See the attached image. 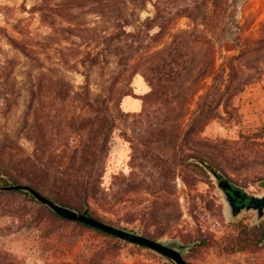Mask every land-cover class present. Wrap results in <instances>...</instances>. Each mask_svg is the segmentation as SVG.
Returning <instances> with one entry per match:
<instances>
[{
  "label": "trees",
  "instance_id": "1",
  "mask_svg": "<svg viewBox=\"0 0 264 264\" xmlns=\"http://www.w3.org/2000/svg\"><path fill=\"white\" fill-rule=\"evenodd\" d=\"M144 1L153 4V16L139 18L135 26L116 21L100 47L81 57L79 64L86 69L81 72L85 80L75 95L84 102L88 112L86 116L72 115L64 119L70 138L61 149L53 147L54 139L39 119L27 132V139L35 147L33 153L14 137L7 135L0 142V185H30L58 204L79 211L87 209L88 215L127 229L131 228L124 223L133 224L134 215L109 219L101 215L99 203L115 206L132 192L149 194L153 198L142 211V218L151 221L148 226H154V231L143 232L142 225L139 227L144 235L159 240L169 235L181 218L176 199L178 177H182L189 188H194L202 175L212 170L228 177L222 165H264V125L241 132L235 140L205 135L212 122L225 117L241 123L236 99L250 85L264 78V23L263 35L255 38L239 35L240 27L236 24L230 31L232 41L221 49L202 36L196 25H210L215 14L224 9L226 0H205L201 5L180 6L173 16H169L165 8L170 0ZM74 6L71 0L67 5H39L38 10L43 20L53 26L56 24L53 16L72 19ZM183 17L188 18L193 27L176 35L165 50L140 63L136 73L144 78L150 91L141 97V111L125 112L121 102L125 96L132 95V90L127 88L119 92L118 88L132 61L138 54L161 44L172 24ZM196 42L202 44L200 48L194 46ZM21 50L29 56L27 50ZM224 51L228 55L219 65V56ZM112 58L118 59L122 69L104 86L102 94L95 96L88 69L110 64ZM78 65H74L75 68ZM13 70V61L0 59V106L4 117L19 106L22 97V88L13 77ZM52 92L55 99L61 101L73 96L71 85L64 81L53 83ZM122 120L130 130L138 132L137 135L123 132V137L131 144L132 172L116 175L107 191L102 186L104 165L113 134L120 130ZM52 217L94 230L114 241L116 246L133 244L65 219L37 201L31 193L3 191L0 192V264H25L3 246L2 240L24 227L43 228L52 222ZM46 230L47 235L50 228ZM180 239L183 246L193 251L207 243L205 239ZM111 247L114 246L95 252L88 264H108ZM184 259L190 264L187 257Z\"/></svg>",
  "mask_w": 264,
  "mask_h": 264
},
{
  "label": "rangeland",
  "instance_id": "2",
  "mask_svg": "<svg viewBox=\"0 0 264 264\" xmlns=\"http://www.w3.org/2000/svg\"><path fill=\"white\" fill-rule=\"evenodd\" d=\"M203 1L170 0L166 2L165 8L167 14L173 16L180 6L201 5ZM70 2L0 0V59L14 62L13 77L22 88L20 104L8 117L2 115L0 106V142L8 135L18 139L29 153H33L35 147L27 139V132L39 119L46 124L54 139L53 147L61 149L70 138L64 119L72 115L86 116L88 112L84 102L75 95L80 92L85 80L81 72L86 69L79 64L81 57L100 47L103 37L113 31L116 21L130 22L135 26L139 18L144 20L155 12L153 4L145 3L144 0H73V18L68 20L53 16L56 24L52 26L43 20L38 10L39 5L51 7ZM263 23L264 0H226L224 9L215 14L210 25L196 26L202 36L212 40L217 48L224 49L233 39L230 31L236 24L240 27L239 35L255 38L263 35ZM192 27L188 18H179L172 24L161 44L138 54L132 61L118 88L119 92L127 88L132 90V95L125 96L121 102L125 112L141 111V97L150 91L144 78L136 73L140 63L165 50L176 35ZM130 29L132 26L128 27ZM201 45L199 42L194 44L196 48ZM21 49L27 50L29 56ZM227 55L228 52L224 51L219 56V65ZM74 65H78V68ZM121 69L117 58H112L110 64L89 68L94 95L102 94L104 86L110 84L113 75ZM61 81L69 83L73 91V96L66 101L55 99L52 92V84ZM235 103L240 108L241 123L228 117L214 121L206 128V136L235 140L241 132L264 125V78L250 85ZM119 129L113 134L104 165L102 186L107 191H110L116 175H130L132 172L131 144L123 137V132L129 131L131 135H137L138 132L130 130L123 120L120 121ZM222 166L228 178L240 187L247 188L251 193L262 192L264 165ZM176 188L181 218L169 235L162 238L207 240L205 245L186 256L190 264H263L262 253H244L250 247L239 236L257 221L254 210L231 218L224 193L211 174L202 175L194 188H189L183 178L178 177ZM152 198L149 194L132 192L115 206L100 202L99 211L113 220L134 215L136 221L133 224L124 223L125 226L134 229L142 225L143 232L154 231V226L149 227L151 221L142 218V211ZM50 222L43 228L19 229L3 239L2 244L25 264H88L95 252L109 245L114 247L108 250V264H162L164 261L149 250L133 244L116 246L114 241L104 235L74 222L57 221L53 217ZM48 228L50 233L46 235Z\"/></svg>",
  "mask_w": 264,
  "mask_h": 264
},
{
  "label": "water",
  "instance_id": "3",
  "mask_svg": "<svg viewBox=\"0 0 264 264\" xmlns=\"http://www.w3.org/2000/svg\"><path fill=\"white\" fill-rule=\"evenodd\" d=\"M200 165H205L202 160H197ZM210 174L215 179L218 187L223 191L221 187L222 181L219 180V173L217 171H210ZM224 182V181H223ZM3 191H24L31 193L37 201L48 206L54 213L57 215L71 220L78 221L85 225L96 228L100 231H103L107 234L117 237L123 243H133L139 246L145 247L151 252L157 254L158 256L163 258L162 264H188L183 257V253L186 252L189 248L183 246L180 238H167V239H159L155 240L146 235H144L140 231V227L136 229H127L123 227H119L113 224H109L103 221H100L87 213V209L84 211H79L76 209H72L70 207L58 204L51 199L47 198L40 192L36 191L32 186L27 184H8V185H0V192ZM224 193V192H223ZM225 199L230 209V217L238 218L245 211L249 212L256 207H239L237 211H234V206L230 200H228V196L224 193ZM259 204H264V197L260 199ZM264 218V208H261L257 215V221H260Z\"/></svg>",
  "mask_w": 264,
  "mask_h": 264
},
{
  "label": "flooded vegetation",
  "instance_id": "4",
  "mask_svg": "<svg viewBox=\"0 0 264 264\" xmlns=\"http://www.w3.org/2000/svg\"><path fill=\"white\" fill-rule=\"evenodd\" d=\"M219 180L222 181L221 187L223 188V192L228 196V200L232 202L234 211H237L239 207H245V209L256 207V209H253L256 218L259 210L264 208V204H259L260 199L264 197V186L261 193H251L247 188L240 187L223 174H219ZM243 233L242 236H239L244 240L245 245L250 247L244 250V253L248 255L262 253L264 260V218L260 221H254ZM193 252V248L187 250L184 253V257L191 255ZM236 253L240 254L241 252L237 251Z\"/></svg>",
  "mask_w": 264,
  "mask_h": 264
},
{
  "label": "crops",
  "instance_id": "5",
  "mask_svg": "<svg viewBox=\"0 0 264 264\" xmlns=\"http://www.w3.org/2000/svg\"><path fill=\"white\" fill-rule=\"evenodd\" d=\"M136 111H139V109H135Z\"/></svg>",
  "mask_w": 264,
  "mask_h": 264
}]
</instances>
